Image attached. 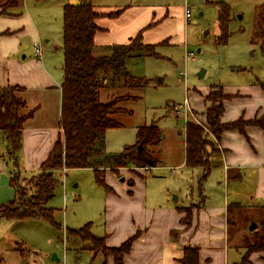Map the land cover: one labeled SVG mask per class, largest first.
Segmentation results:
<instances>
[{
    "label": "rangeland",
    "instance_id": "374dc122",
    "mask_svg": "<svg viewBox=\"0 0 264 264\" xmlns=\"http://www.w3.org/2000/svg\"><path fill=\"white\" fill-rule=\"evenodd\" d=\"M4 1L6 0H0V3ZM80 1L24 0L23 9L21 8L23 14L27 12L30 15L32 26H28L31 35L24 41L25 51L32 55L33 44L40 43L45 66L58 84L62 81V9L67 4L75 5ZM89 1L94 7L169 6L170 17L167 24L172 33L169 43L155 46L153 56L140 54L127 62L128 71L133 76L142 78L144 83L123 90V93L136 98L119 104L122 112L111 116L119 126L106 130L104 134L106 152H121L135 143L138 127L155 122L160 139L149 149L157 158V164L145 170L132 165L115 172L106 169L103 181L109 190L96 182L92 169L60 171L53 195L44 205L53 211L52 222L46 219L1 220L0 247L3 245L5 248L4 251L0 250L2 264L105 263L109 253H104L106 256H103L101 252L91 249L93 243L75 236L73 231L87 226L94 237L105 236L106 241L115 246L130 238L136 231L132 228L130 216L136 204L129 199L130 192L134 193V186L131 184L134 180L136 183H146V203L149 206L167 203L172 208L183 207L184 213H190L204 202L217 203L218 194L223 188L217 166H211L210 176L200 188L202 169L181 165L184 159V126L188 121L183 118L184 101L199 110L202 99L213 87H221L223 93L235 94L236 90H240L241 94L244 86L264 82V48L261 49V40L256 34L264 0ZM185 9L190 11V16L184 19ZM220 18L224 21L223 29L219 23ZM35 32H38V38L35 37ZM222 34L224 42L219 43ZM92 53L94 56L109 54L108 51L97 48ZM54 93L55 90L51 95ZM16 97L24 100V107L19 110L20 115H29L35 110L36 106L33 109L27 105L24 93H16ZM110 97L112 95L107 91L101 94L102 101L110 100ZM53 99L54 97L50 100ZM246 99L251 97H236L232 101ZM45 101L37 107L39 114L34 120L40 124H43L48 115L51 120L54 113L58 117L54 106L45 105ZM204 102H207L208 109L211 103ZM207 109H192V119L189 121L196 125L204 124ZM209 138L212 141L209 150L216 155L219 152L216 139L210 134ZM5 145L0 133V147ZM209 160V163H213L214 157H209ZM39 173L28 171L25 175L22 172L19 182L26 187L27 182L22 179L28 180ZM242 184L246 185L245 192L251 189L248 181ZM142 193L140 188L139 197ZM231 203L230 201L229 205ZM228 222V243L233 246L229 247L230 254L239 257L234 262L264 264V248L256 251L250 246L254 245L255 237L259 240L264 236V211L245 205V208L232 211L228 215ZM252 223L256 224L253 231L249 230ZM140 236L139 234L135 240ZM234 247L242 249L236 251ZM11 248L23 251L22 256L16 252L17 260L12 258ZM53 254H56L59 262L51 260Z\"/></svg>",
    "mask_w": 264,
    "mask_h": 264
},
{
    "label": "crops",
    "instance_id": "0c3cea01",
    "mask_svg": "<svg viewBox=\"0 0 264 264\" xmlns=\"http://www.w3.org/2000/svg\"><path fill=\"white\" fill-rule=\"evenodd\" d=\"M23 3L24 0H21L17 7L0 15V88L22 87L25 89L27 105L33 109L36 106L32 117L25 122L21 134V148L17 153L16 169L19 175L22 172L26 175L28 171L30 173L39 171L40 165L47 159L58 137H62V130L59 127L62 81L60 84L55 81L46 68L42 55L36 58L25 51L24 41L31 35L28 29V26H31V17L27 12L23 14ZM92 7L100 15L96 19L98 30L93 37V50L97 48L106 52L107 48L113 45L127 44L138 33H141L143 44L156 46L169 43L172 36L167 24L170 17V9L167 5L122 7L92 5ZM114 13L115 16H107ZM35 34L38 38V32ZM53 90L55 93L51 95ZM239 91L236 90L235 94L224 92L230 95V98L223 101V112L220 116L222 124L238 119L251 120L264 113V92L257 84L244 86L241 94ZM52 97H54L53 101L50 100ZM236 97H251V99L232 101ZM42 101H45V105H53L58 117L56 118L54 113L51 120L48 115L44 118L43 124H40L34 120L39 114L37 107H40ZM204 101L206 100L203 98L199 110L193 108L187 101L183 118L189 122L192 119V109L206 110L208 104ZM216 142L219 153L214 157L212 165L217 166L223 185L218 194V202L207 204L204 202L203 205H197L191 211L189 224L185 226L181 224L185 213L178 212L177 207L172 208L167 203L161 206L147 205L146 183H136L134 180L132 182L134 193L130 192V198L129 196L126 198L136 204L130 216L133 222L132 228L136 230L134 232L140 231L141 236L133 242L130 251L123 256L121 262L115 261L111 255H108L105 258L106 264H177L176 260L182 256V248L187 246L198 248L199 264H230L237 261L238 256L230 254V248L233 246L228 243V205L231 201L239 204L240 207L245 208V205H248L264 211V132L258 127L246 126L244 134L237 130L225 131ZM5 155L6 145L0 147V206L14 198V191L9 184L10 173L14 168L6 164ZM184 159L181 165L184 164ZM210 173L209 169L205 181L208 180ZM245 181H248L251 187L247 192H245L246 185L242 184ZM140 188L143 190L141 197H139ZM176 229L180 232L174 240L170 238L169 233ZM103 238L104 246L108 248L118 247L124 242L115 246L113 243L109 244L105 236ZM234 249L237 251L242 248L234 247ZM0 250H5L3 245ZM11 251H13L12 258L16 260V252L22 256L23 251L20 249L11 248ZM16 264L20 263L16 262Z\"/></svg>",
    "mask_w": 264,
    "mask_h": 264
},
{
    "label": "trees",
    "instance_id": "16d2710c",
    "mask_svg": "<svg viewBox=\"0 0 264 264\" xmlns=\"http://www.w3.org/2000/svg\"><path fill=\"white\" fill-rule=\"evenodd\" d=\"M20 1L6 0L1 3L0 15L17 7ZM259 14L256 34L261 40L262 49L264 48V4L261 6ZM115 15L116 13L107 16ZM99 17L100 15L94 11L89 0H81L79 4L75 5L67 4L62 9L63 79L60 85L62 101L59 117L62 137H58L47 159L40 165V173L28 180L22 179L27 182L26 187L19 182L21 176L16 171L17 153L21 148L23 126L32 117L33 112L29 115H20L19 110L24 107V100L21 97H16V93L23 94L24 88L19 86L0 88V133L6 142L5 161L7 165H12L13 171L15 170L10 173L9 178L14 198L0 206V222L4 219L15 221L46 219L52 222L53 211L45 208L44 205L53 195L57 175L60 171L76 168L92 169L96 182L109 190L103 181V173L106 169L115 172L117 169L129 165L144 169L155 167L157 164V158L152 155L149 149L160 139L159 128L155 122L138 127L135 133V143L125 147L121 152L108 153L105 150L104 134L106 130L119 126V123L111 116L122 112L120 103L136 98L123 93V90L144 83L142 78L133 76L128 71L126 64L140 54L155 55L156 45L143 44L141 33H138L127 44L108 47L109 54L94 56L92 53L93 37L98 30L96 19ZM219 23L223 29V18H220ZM223 34L219 38V43L224 42ZM256 84L264 92V82ZM103 91L109 92L112 98L102 101ZM228 98L230 95L223 93L221 87H213L204 97L211 103L205 113L204 124L196 125L189 121L185 125L184 165L188 168L202 169V176L199 179L200 188L212 165L209 163V157H215L219 153L214 155L209 150L212 143L209 134L215 139L229 130H237L244 134L246 126L258 127L264 132V113L251 120L238 119L228 124H222L220 116L223 112V101ZM28 191H30L29 195ZM240 208V205L236 203L228 205L227 215L232 211L240 210ZM176 209L178 212H184L183 208ZM184 218L181 223L187 226L191 220V212L185 213ZM53 225L58 228L56 223ZM179 232L178 229L170 231V238L176 240ZM73 234L91 241L93 243L91 249L101 252L103 256H106L104 253H109L107 256L111 255L115 261L120 262L123 256L130 251L131 244L138 237L140 231L114 248L105 247L104 238L94 237L90 234L87 226L73 231ZM253 244L250 245L253 246V250H263L264 236L259 240L255 237ZM106 250L108 252H105ZM117 253L119 254L117 255ZM176 263L199 264L198 248L183 247L182 256L176 260Z\"/></svg>",
    "mask_w": 264,
    "mask_h": 264
},
{
    "label": "built area",
    "instance_id": "2783aa9c",
    "mask_svg": "<svg viewBox=\"0 0 264 264\" xmlns=\"http://www.w3.org/2000/svg\"><path fill=\"white\" fill-rule=\"evenodd\" d=\"M189 16H190V11L188 9H185L184 10V17L188 18ZM31 52H32L34 57L40 58L42 55V49H41L40 43H38V42L34 43ZM186 105H187V101H185V103H184V108L186 107ZM145 169H147V168H144V170ZM64 171L65 170H63V172Z\"/></svg>",
    "mask_w": 264,
    "mask_h": 264
},
{
    "label": "water",
    "instance_id": "95a60500",
    "mask_svg": "<svg viewBox=\"0 0 264 264\" xmlns=\"http://www.w3.org/2000/svg\"><path fill=\"white\" fill-rule=\"evenodd\" d=\"M238 18H240V16H238ZM200 75H202V74L200 73ZM139 150H140V147H139ZM255 228H256V224L255 223H252L249 226V230H251V231H253ZM51 260L54 261V262H56V263L59 261V259L57 258L56 254H53L51 256Z\"/></svg>",
    "mask_w": 264,
    "mask_h": 264
}]
</instances>
